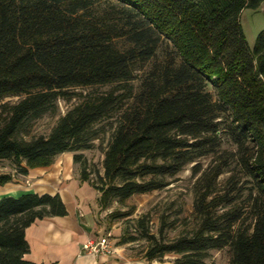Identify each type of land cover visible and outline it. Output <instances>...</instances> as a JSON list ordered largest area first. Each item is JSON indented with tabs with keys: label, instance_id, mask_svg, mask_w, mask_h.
<instances>
[{
	"label": "trees",
	"instance_id": "trees-1",
	"mask_svg": "<svg viewBox=\"0 0 264 264\" xmlns=\"http://www.w3.org/2000/svg\"><path fill=\"white\" fill-rule=\"evenodd\" d=\"M262 3L0 0V163L11 161L27 175L72 153L105 211L166 188L188 165L209 158L205 170L193 166L190 232L163 240L139 218L136 235L123 243L148 241L147 261L174 254V264H207L211 251L226 248L230 264H264V29L249 47L240 22L244 10ZM164 43L174 51L156 61ZM150 63L135 86L136 73ZM89 87L108 90L82 96L48 137L24 138L34 122L56 115L58 100ZM12 97L23 98L4 102ZM107 132L103 176L93 184L79 153ZM242 179L248 194L239 205ZM12 180L0 173V187ZM66 214L57 194L0 199V264H33L24 260L26 228Z\"/></svg>",
	"mask_w": 264,
	"mask_h": 264
},
{
	"label": "rangeland",
	"instance_id": "rangeland-1",
	"mask_svg": "<svg viewBox=\"0 0 264 264\" xmlns=\"http://www.w3.org/2000/svg\"><path fill=\"white\" fill-rule=\"evenodd\" d=\"M241 25L248 46L252 47L259 31L264 29V12L260 11L254 13L249 9L244 10L241 15ZM165 50H167V52L174 51L171 44L164 43L158 52L156 61L163 60ZM174 55L178 59L176 53H174ZM150 67L151 63L146 66L143 72L140 71L136 73V79L133 81L135 86L139 84L145 72L148 71ZM107 90L108 87L75 88L71 90L74 92L75 96L71 100H58V111L56 115L47 114L34 122L30 128L29 136H25L24 138L30 140L40 136L48 137L58 122V119L65 115L68 110L80 103L82 96L87 94L95 95L106 92ZM22 98L23 97L7 98L4 102L14 104ZM104 124L105 122L102 123V125ZM106 129L108 128L106 127ZM109 135L110 132H107L101 136L100 141L95 142V147L79 153L85 159L87 174L89 175L90 182L93 184L98 183L97 176H103V152ZM224 148L231 149L232 146L227 144ZM210 162L211 160L209 158H202L196 163L188 165L182 172L170 180L169 186L162 190L153 191L148 194L135 195L122 204L114 201L108 209L103 211V218L99 220L102 225L92 233V240H95V238L100 239V237L110 234V242L115 244V248L118 251L121 250L120 252L124 254V258L126 255L128 258L141 259L145 256V252L150 245L148 241L137 239L133 242L128 241V243H123L124 240H129V236L136 235L137 220L139 218H143V222L147 224L150 234L159 236L163 240H173L182 234L190 232L196 222L193 216V190L198 176L194 174L193 166L199 164V166L205 170ZM16 170L17 166L11 161H2L0 163V173L17 175ZM229 175L230 174L227 173L219 178V185L216 189L219 194H223L227 188L225 187V182ZM16 179L24 181L21 176H18ZM247 184L248 183L242 179V182L237 187V191L241 190L235 197L238 198L236 202H238L239 205L245 204L243 199H246L248 194V191L245 189ZM114 212H117V214L132 212V215L127 218L113 219L112 214ZM117 253L114 249L112 255L119 257V252ZM175 258L176 256L174 254H168L162 259V262L164 260L165 263L174 264ZM230 258V251L225 248L221 251H211L206 263L230 264Z\"/></svg>",
	"mask_w": 264,
	"mask_h": 264
},
{
	"label": "crops",
	"instance_id": "crops-1",
	"mask_svg": "<svg viewBox=\"0 0 264 264\" xmlns=\"http://www.w3.org/2000/svg\"><path fill=\"white\" fill-rule=\"evenodd\" d=\"M260 11L264 12V3L253 12ZM73 156L72 153L61 154L49 167L29 169L27 175H13L12 182L0 187V199L57 194L66 207L65 216L37 220L26 228L29 253L24 260L33 264H169L164 260L147 261L144 257L132 259L125 255L124 258L113 243L111 246L119 252V257L90 255L82 250L83 244L92 240V233L102 225L99 220L104 214L99 193L90 183L81 181V166L75 163ZM16 176H21L25 182L17 180Z\"/></svg>",
	"mask_w": 264,
	"mask_h": 264
},
{
	"label": "built area",
	"instance_id": "built-area-1",
	"mask_svg": "<svg viewBox=\"0 0 264 264\" xmlns=\"http://www.w3.org/2000/svg\"><path fill=\"white\" fill-rule=\"evenodd\" d=\"M82 250L90 255L111 256L114 249L111 246L110 234L100 237V239L88 240L83 244Z\"/></svg>",
	"mask_w": 264,
	"mask_h": 264
}]
</instances>
